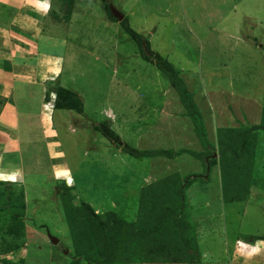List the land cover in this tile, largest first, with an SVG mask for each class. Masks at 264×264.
Instances as JSON below:
<instances>
[{"label": "rangeland", "instance_id": "1", "mask_svg": "<svg viewBox=\"0 0 264 264\" xmlns=\"http://www.w3.org/2000/svg\"><path fill=\"white\" fill-rule=\"evenodd\" d=\"M111 5L124 13L130 26L149 40L151 50L166 58L169 56L176 65L184 67L183 80L194 96L209 145L203 146L198 135L194 140L185 137L183 143L191 146L175 151L186 150V154L168 161L161 156L138 157L123 151L105 164L97 156L81 154L80 171L96 170L98 163L100 169L97 170L102 172L103 180L99 178L93 185L89 175L86 182L66 189L73 193L69 196L73 204L86 201L93 209L115 210L124 218L134 220L139 211L136 186L140 183V175L151 168L160 171L167 164L173 171L185 169L182 176L193 178L194 186L191 184L186 191V201H168V205L173 210H181L183 204L181 213L172 212L171 215L174 214L172 219L180 224L177 230L185 231L181 235L186 245L199 248L200 259L195 264H264V248L263 255L258 253L251 257L241 249L254 244V236H264V0H52L53 12L67 24L69 18L77 16L78 36H75L78 38L97 41L103 36L102 30L119 36L124 31L127 39L130 38L123 44L128 54L133 53L140 45L124 29L125 17L123 20L110 17ZM89 21L99 29H85ZM137 51V57L129 55L128 65L138 72L131 80L142 85L141 94L133 96L126 92L118 98V103L125 104L129 118L141 114L142 138L135 143L126 136L124 141L139 151L151 150V145L156 143H167L159 141L166 121L161 119L166 117L162 106L173 91L168 89L160 102L164 90L160 87H168L169 79L155 63L150 64ZM155 87H159L158 92L154 91ZM67 100L65 104L72 102ZM80 100L79 94L73 96L76 104ZM182 103L180 108L185 107ZM110 113L114 116L112 111ZM183 115L189 116V122L195 124L188 110ZM34 125V132H39L42 126ZM253 125H260V128L250 129ZM231 127L239 128L241 134L249 130L244 150L234 144L232 152H222L226 145H231L222 130ZM35 136L40 139L37 145L23 142L17 157L7 156L3 158L4 164H0L1 169L20 167L22 172L17 178L24 179L26 184L23 188L21 184L8 182L9 176L0 174V264H106L101 257L94 256L97 257L94 260L90 251L86 252L80 241L83 237L76 240L65 219L62 193L66 190L61 191L63 186L56 185H64V180H56L60 178L52 173L54 168L69 172L64 162L67 158H60L62 164L55 162L53 168V141H49L50 150L43 134L35 133ZM107 138L105 141L109 142ZM196 140L199 142L195 143ZM6 142L2 144L9 147L8 140ZM63 147L67 150L65 143ZM237 150L240 155H235ZM199 152H204L205 158L195 154ZM80 173L78 178H85ZM41 174L42 178H38ZM128 178L131 183H120L125 179L127 183ZM173 181L175 179L169 180L168 184ZM224 181L229 186L232 181L237 183V188L233 189H239L241 198L248 194V201H223ZM179 182L182 180L175 182L176 186ZM125 185L129 188L124 189ZM14 189L19 190L16 192L19 196H14ZM21 194L31 200L25 202L29 207L21 203ZM12 200L16 201L15 207L10 204ZM79 232L86 234L88 231L82 224L76 229V233ZM53 237L59 239L58 243L53 242ZM237 238L249 240L248 244L236 242ZM179 245V239H173L168 245L172 252L169 249L157 251L150 240L143 253L136 251L131 262L124 264H193L173 261L176 252L183 254ZM258 245L264 247V241Z\"/></svg>", "mask_w": 264, "mask_h": 264}, {"label": "crops", "instance_id": "2", "mask_svg": "<svg viewBox=\"0 0 264 264\" xmlns=\"http://www.w3.org/2000/svg\"><path fill=\"white\" fill-rule=\"evenodd\" d=\"M53 10L52 0H0V164H4L3 158L5 159L7 156L17 157L18 148L22 146L23 142L30 141L37 145L40 139L33 136L35 133L43 134L47 148L51 147L49 141H53L52 147L55 150L53 152L55 155L52 156L53 168L55 162L62 164L61 162L67 158L64 162L70 171L65 173L54 168L56 176L62 179H72L78 185L89 180L87 176L90 175L91 183L95 185L97 183L94 182L95 180L99 178L101 182L103 180L102 172L97 170L100 169V166L97 163L96 170L80 171L79 167L83 163L81 154L97 156L101 162L107 164L111 157L116 158L121 152L123 153L122 148L116 147L110 138H107L110 143L106 142V136L100 130L95 129V126H102L104 122H110L113 129L118 132L116 133L121 139V145L124 144L126 136L131 137L130 139L135 143L137 140L140 141L143 136L141 114L129 118L125 112V104L118 103V98L126 92L133 96L141 94L142 85L132 81L134 77H137L138 72L135 67L132 68L128 65L129 55L137 57V50H139L140 57L142 56L141 48L136 47L137 50L128 54L123 43L130 37L127 39L124 31V36L123 34L119 36L117 33L112 35L103 32L101 29L103 36L97 41L82 36L78 38L75 27L78 25V23L75 24L77 16L75 18L72 16L71 20L69 18L67 24L59 16H56ZM86 28L91 31L95 28L99 29V27H94L91 21ZM159 52L161 53L160 50ZM167 58L179 71H182L180 76L185 79L183 76L184 67L176 65L169 56ZM117 72L120 73L117 75ZM117 79L122 81L116 82ZM167 82L168 87L165 85L160 87V89H164L160 102L162 98H165L168 89L173 92L170 93L169 99H164L166 102L162 107L165 109L166 117L161 119L166 121L165 125H162L164 130L161 134L162 138L159 140L167 141V143L153 144L150 147L151 150L185 149L191 146L188 143H183L186 141L185 137L195 139V134H193L195 125L193 122H189V116L183 115L187 109L184 106V108H180L179 105L182 103L180 96L178 97L174 92L176 90L172 84L168 80ZM184 82L187 86L186 81ZM58 87L76 91L81 100L78 102V106H72L75 107L73 109L59 107L50 114L43 108L45 96L47 91H57ZM154 91L158 92L159 87H155ZM60 101L67 105L65 103L68 100L60 99ZM78 108L82 111H78ZM36 123L42 126L39 128V132L33 130ZM173 137L177 138L176 141ZM7 140L11 149L2 144V142L7 143ZM16 141L19 145L14 143ZM194 142H199V140ZM64 143L67 145V150L63 147ZM194 146L197 147V144ZM183 154H186V150L174 158L183 157ZM157 156H161L167 161L172 159L165 155L150 157ZM60 158L63 160L61 161ZM170 166L167 164L160 171L158 168H151L149 172L140 175V183L136 186L139 190L138 201L140 191L147 185L152 190L154 184L159 181L171 180L169 178L175 179L174 182H178V180L183 182L185 176L183 177L182 174L186 170L178 168L173 171ZM21 172L18 166L0 168V174H5L9 178H17ZM79 172L85 178L82 176L78 178ZM173 175L177 176L173 177ZM38 178H42V174ZM128 180L127 183H125L126 179L120 183H131L132 180L130 178ZM191 184L193 185V183ZM191 184L190 186H192ZM122 187L129 188L127 185ZM24 201L31 200L27 197ZM223 201H225L224 196ZM26 204L29 205V203ZM97 211L99 210L97 209ZM261 241L264 240H258L255 244L242 247L241 249H245L243 254L246 253V256L250 257L258 253L263 255L264 247L258 245ZM237 242L248 244L245 240Z\"/></svg>", "mask_w": 264, "mask_h": 264}, {"label": "trees", "instance_id": "3", "mask_svg": "<svg viewBox=\"0 0 264 264\" xmlns=\"http://www.w3.org/2000/svg\"><path fill=\"white\" fill-rule=\"evenodd\" d=\"M109 13L110 17L115 18L112 15V12ZM123 22L126 32L131 36L132 39H135L139 43L144 59L155 63L160 72H163L165 77L169 79L174 89H176L186 109L194 118L195 135H198L202 144L205 147H208L209 143L205 134L202 116L193 99V94L187 89L183 78L180 76L179 69L171 61H169L168 58L161 54L158 55L153 50H151L149 40L144 35L134 30L130 26L126 17ZM56 93L57 97L59 98L57 102L58 107L73 109L75 107L72 106H78V104H75V101L74 104H72L73 96H76L78 94L77 92L58 87ZM60 99H70L72 102L64 105ZM77 110L80 111L81 109L78 108ZM251 128L259 129L260 125H253L250 127V129ZM95 129L100 130L105 136L110 138V140L116 144V147L122 148L124 152L126 151L132 156L142 157L165 155L174 158L184 152L182 150L170 151L164 149H147L138 151L128 143L123 145L120 144L121 139L113 129L110 122H104L102 126L96 125ZM222 131L224 132V138L228 139V141H231V145H226L222 152L227 151L230 153L237 146H240L239 150H244V145L247 140L246 136L249 135V130L242 134L240 133L241 130L239 131V128H223ZM225 134L227 135L225 136ZM237 154L240 155L241 152H238L237 150L235 155ZM197 156L205 158V153H198ZM208 164L209 163H206L207 168H209ZM176 176L177 175H173V177ZM192 181L193 178L186 176L184 181L178 186H176L174 181L171 183L169 182V184L168 181H159L153 185L152 190L148 185L145 186L139 194V211L137 212L138 217L134 220H128L124 218L115 210L97 212V209H93L92 205L86 201H81L82 203L78 204L79 206L75 205L73 204L72 197H69L73 193H70L68 190H66L68 188H66L63 190H66V192L62 193L65 219L68 225L72 227V233L76 240L82 239L83 237V240L80 241L82 245L84 244L86 252L90 251V254L93 255L94 260L97 259V257H101L103 259L102 261H104L106 264H124L130 261L133 254H136V251L143 253V251L146 249V242H150V240L152 241L153 248H155L157 251H161L168 249L170 250L168 245L173 239L175 240L178 238L180 243L179 246H181V252L183 251V254H177L176 252V259L173 261L178 263L190 262L195 264L199 262L200 259L198 256L199 248L196 246L189 248L190 246L186 245L185 239L182 237L185 231L177 230V227L180 224L172 219L174 218V214L173 216L171 215L172 212L177 214L181 213L183 204L181 205V210H177V208H174L173 210L172 206L168 205V201H181L182 203L183 201H186V191ZM235 186L237 188V183L233 181L231 182L230 186L226 183V181L223 182L222 191L225 201H241L247 199L248 194L246 193L243 195L247 196L246 198H241V196L239 197V189H233ZM18 191V189L17 191L15 189L12 191L15 197L19 196V194L16 193ZM173 191L175 193H173ZM12 201L13 202L10 204L11 206L15 207L16 201ZM25 202L26 201L21 200V203L26 205ZM82 224L85 230L88 232L86 234L81 232L76 233V229L81 227ZM164 239L166 241H164ZM258 239H264V236L256 235L253 237L252 242ZM158 246H160V248ZM138 259H141V257Z\"/></svg>", "mask_w": 264, "mask_h": 264}, {"label": "clouds", "instance_id": "4", "mask_svg": "<svg viewBox=\"0 0 264 264\" xmlns=\"http://www.w3.org/2000/svg\"><path fill=\"white\" fill-rule=\"evenodd\" d=\"M58 100H59V98L57 97L56 91H54V92L47 91V94L45 96V101H44V104H43L44 110L47 111L48 113L52 114V112L54 111L55 108H59L57 106ZM49 102H52L54 104V106L51 109H48L47 106H46ZM52 161H54V160L52 159ZM53 175L56 176L55 173H54V170H53ZM56 178H60V177L56 176ZM61 179L62 178L56 179V180L60 181ZM4 180H6V179H4ZM62 181L64 182L65 186L61 185L60 183L59 184L56 183V185H57L58 188L63 186V190L66 189V188H68V190H70L69 188H74L75 186H77V184H75V182L72 179H69V178L68 179L67 178L64 179L63 178ZM8 182H11L13 184H21V185L25 184L24 179L19 180L18 178H13V177L9 178ZM63 190H61V191H63ZM22 196H23V200H25V196L24 195H22ZM97 212H99V211H97ZM240 240H242V239L241 238H237L236 242L240 241ZM258 240H264V239H258ZM245 241L248 242L249 240H245ZM257 241H254L253 243L255 244Z\"/></svg>", "mask_w": 264, "mask_h": 264}, {"label": "water", "instance_id": "5", "mask_svg": "<svg viewBox=\"0 0 264 264\" xmlns=\"http://www.w3.org/2000/svg\"><path fill=\"white\" fill-rule=\"evenodd\" d=\"M112 7V14L113 16L118 19V20H123V18L125 17V14L120 12V10H118L116 7H114L113 5H111ZM58 240L57 238H54L53 237V242L54 243H58Z\"/></svg>", "mask_w": 264, "mask_h": 264}, {"label": "built area", "instance_id": "6", "mask_svg": "<svg viewBox=\"0 0 264 264\" xmlns=\"http://www.w3.org/2000/svg\"><path fill=\"white\" fill-rule=\"evenodd\" d=\"M46 106L48 109H51L54 106V104L52 102H49Z\"/></svg>", "mask_w": 264, "mask_h": 264}]
</instances>
